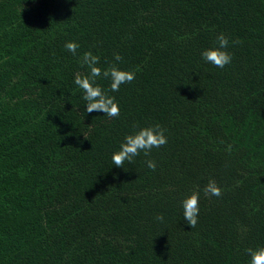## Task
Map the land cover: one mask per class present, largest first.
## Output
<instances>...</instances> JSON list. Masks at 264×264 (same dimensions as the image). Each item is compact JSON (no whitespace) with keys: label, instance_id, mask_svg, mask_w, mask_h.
<instances>
[{"label":"trees","instance_id":"1","mask_svg":"<svg viewBox=\"0 0 264 264\" xmlns=\"http://www.w3.org/2000/svg\"><path fill=\"white\" fill-rule=\"evenodd\" d=\"M221 33L223 69L201 55ZM89 51L136 73L109 91L118 117L86 111ZM155 124L167 143L116 167L134 125ZM260 247L264 0H0V264H250Z\"/></svg>","mask_w":264,"mask_h":264},{"label":"clouds","instance_id":"2","mask_svg":"<svg viewBox=\"0 0 264 264\" xmlns=\"http://www.w3.org/2000/svg\"><path fill=\"white\" fill-rule=\"evenodd\" d=\"M229 47V39L221 33L217 37V46L206 49L202 52L203 59L215 67L223 69L232 62L233 55L227 49ZM65 48L73 55L77 53L79 44L76 42H68ZM114 60L120 62L123 57L116 53ZM100 57L94 55L91 51L84 53L82 57V65H86L88 72L75 74L74 83L83 92V100L86 102V111L88 114L92 112H103L107 117L113 118L120 115V107L116 101L115 96L109 95V91L118 92L121 85L131 83L136 73L132 70H122L115 63L107 69L99 67ZM98 78L110 80V88L106 91L102 85L97 82ZM133 133L127 135L121 143L118 151L112 155V162L116 167H124L125 162L132 163L134 158L139 156L141 152L148 156L154 148L164 146L168 137L166 136V129L159 124L148 125L144 127H137L134 125ZM86 138V137H85ZM231 145L227 146L230 152ZM147 167L155 171L157 165L154 160L146 161ZM205 196L222 195V188L213 179L210 180L203 189ZM199 197L198 191H193L190 196L182 201L183 217L191 228H195L198 223L199 215ZM158 220L163 221V215L157 217ZM250 256V264H264V247L258 249H247Z\"/></svg>","mask_w":264,"mask_h":264}]
</instances>
